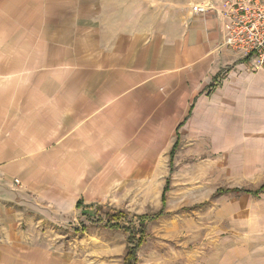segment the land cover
I'll list each match as a JSON object with an SVG mask.
<instances>
[{"label": "crops", "instance_id": "crops-1", "mask_svg": "<svg viewBox=\"0 0 264 264\" xmlns=\"http://www.w3.org/2000/svg\"><path fill=\"white\" fill-rule=\"evenodd\" d=\"M190 1L0 0V264H75L52 221L90 214L105 180L161 165L166 184L191 156L264 179V70ZM250 213L232 252L264 264V205Z\"/></svg>", "mask_w": 264, "mask_h": 264}, {"label": "rangeland", "instance_id": "rangeland-1", "mask_svg": "<svg viewBox=\"0 0 264 264\" xmlns=\"http://www.w3.org/2000/svg\"><path fill=\"white\" fill-rule=\"evenodd\" d=\"M221 75L223 78L225 72ZM217 158L213 174H206L210 166L204 165V157H182V162L176 164L166 195L168 214L149 221L138 264H245V260L236 259L241 253L232 249L245 241V220L250 219L252 207L264 205V191L258 195L213 193L219 187L255 189L264 179L256 176L243 180L239 178L243 176L237 170L239 166L225 162V157ZM154 169V174L146 178L99 182L98 188L91 189L99 195L91 200L103 209L98 205L89 210L90 214L80 209L58 213L52 221L58 249L73 257L75 264H124L127 235L104 225L105 211L122 210L125 220L137 223V215L159 210L168 173L162 172L161 165ZM199 173L202 178L191 179ZM232 254L234 259L230 260Z\"/></svg>", "mask_w": 264, "mask_h": 264}, {"label": "built area", "instance_id": "built-area-1", "mask_svg": "<svg viewBox=\"0 0 264 264\" xmlns=\"http://www.w3.org/2000/svg\"><path fill=\"white\" fill-rule=\"evenodd\" d=\"M191 10L214 12L222 21L223 45L238 52L247 72L264 70V0H204ZM15 182L24 187L19 178Z\"/></svg>", "mask_w": 264, "mask_h": 264}, {"label": "trees", "instance_id": "trees-1", "mask_svg": "<svg viewBox=\"0 0 264 264\" xmlns=\"http://www.w3.org/2000/svg\"><path fill=\"white\" fill-rule=\"evenodd\" d=\"M177 147H178V140L175 142L170 152L171 171L174 168L173 159ZM170 182H171L170 177H168L162 193V198H161L162 205L159 208V210L150 214L145 213V214L137 215V221H138L137 223L134 222L133 220H125L126 214L122 210L105 211L104 225L110 228L123 231L127 235V245H126V253L124 256V264H138V250L146 239L147 226L149 221L157 220L168 214V212L165 211V207H166V195L170 187ZM262 191H264V183L255 189L245 188V187H219L213 193V196L226 194L230 192L250 193L253 195H258ZM98 209H103V206L99 205ZM99 220L102 221L103 219H99Z\"/></svg>", "mask_w": 264, "mask_h": 264}]
</instances>
